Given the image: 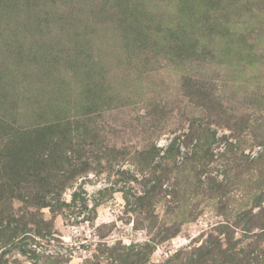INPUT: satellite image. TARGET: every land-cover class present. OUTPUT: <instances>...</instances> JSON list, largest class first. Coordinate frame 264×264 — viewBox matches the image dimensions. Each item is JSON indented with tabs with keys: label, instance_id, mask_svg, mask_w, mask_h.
<instances>
[{
	"label": "rangeland",
	"instance_id": "374dc122",
	"mask_svg": "<svg viewBox=\"0 0 264 264\" xmlns=\"http://www.w3.org/2000/svg\"><path fill=\"white\" fill-rule=\"evenodd\" d=\"M55 119L81 173L0 170V264H264V0H0V158Z\"/></svg>",
	"mask_w": 264,
	"mask_h": 264
},
{
	"label": "trees",
	"instance_id": "16d2710c",
	"mask_svg": "<svg viewBox=\"0 0 264 264\" xmlns=\"http://www.w3.org/2000/svg\"><path fill=\"white\" fill-rule=\"evenodd\" d=\"M170 39L177 51L185 53L186 57H194L195 52L198 53L194 46L189 47L179 35H171ZM198 54L210 58L215 55L210 50L205 49ZM65 124V128H61L60 122L55 119L50 123H44L34 128L32 131L24 132L19 142L24 141L29 147L34 146L36 152L30 153L24 146L16 147L13 143L16 141L13 140L10 144L12 146L10 148L11 152H9V157L12 158L11 161H9L10 159L0 158L5 160L0 161L1 171L6 169L8 172L9 169L13 174V180L19 178V181L27 182L20 189L25 190L26 186L33 188V192H29L32 196H28L27 200L31 206L39 210L52 209L53 206L48 202L49 197L59 195L76 178V175L81 173L76 164H73L68 157L62 156L64 154L63 150H70L72 143L71 129L67 126L69 123L66 122ZM37 150L39 153H37ZM21 152L30 156H26V163L15 172V166L19 167V160L24 158ZM3 155L7 156L8 154L5 151ZM147 156L153 157V154L149 152Z\"/></svg>",
	"mask_w": 264,
	"mask_h": 264
}]
</instances>
